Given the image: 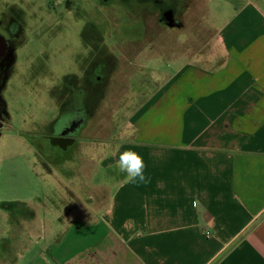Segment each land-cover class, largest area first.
Returning a JSON list of instances; mask_svg holds the SVG:
<instances>
[{
    "label": "crops",
    "instance_id": "1",
    "mask_svg": "<svg viewBox=\"0 0 264 264\" xmlns=\"http://www.w3.org/2000/svg\"><path fill=\"white\" fill-rule=\"evenodd\" d=\"M195 1L204 4L211 49L180 51L177 37L170 52L121 51L125 64L116 70L143 74L154 54L153 70L171 60L168 72L160 70L167 78L138 105L128 129L107 137L113 150L106 160L135 148L151 182L126 184L118 171L115 185H102L104 195L66 216L74 222L59 233L34 210L4 216L17 259L35 255L42 240L40 263L32 256L27 264H264V0H224L222 10L217 0H184L181 26L165 29L183 28L180 16ZM100 104L75 143L81 158L79 144ZM90 139L94 160L98 137Z\"/></svg>",
    "mask_w": 264,
    "mask_h": 264
},
{
    "label": "rangeland",
    "instance_id": "2",
    "mask_svg": "<svg viewBox=\"0 0 264 264\" xmlns=\"http://www.w3.org/2000/svg\"><path fill=\"white\" fill-rule=\"evenodd\" d=\"M76 1H81L82 4L79 11H75L73 5L65 4L63 0H0V7L7 9L9 18L20 19L31 26L33 24L31 30L27 27L23 29L24 34L30 37L34 35L42 40L35 41L34 38L25 42L26 48L21 54L33 58L35 68L25 66L20 71L14 69L12 75H9L10 78L6 79L8 80L6 90L2 96L0 95L7 104L11 124L0 131V264L14 262L27 264L32 256L36 263H40L38 253H43L46 245L39 240L35 255L24 253L17 259V249L9 247L13 241L8 231L11 221L4 219V216L8 214L15 216L19 211L26 209L34 210L41 218L48 217L44 222L49 230L59 233L66 223L74 222L71 219L66 220V216L69 217L77 211L81 204L84 208L90 207L92 202H88L89 199L97 200L104 195L102 185L112 186L117 182L119 170L115 167L116 162L106 160L113 150L110 147L107 148L110 146L108 143L110 140H107V137L114 129L120 132L127 130L126 123L138 109V105L152 95L160 85L153 82L151 74L153 72L162 74L159 82L161 83L167 78L165 72L171 69V60L167 57L163 59L160 67V63L157 62L156 69L153 70L154 54L151 60L145 61L148 67L152 68L144 69L141 72L143 74H139V68L132 70V67H130L132 74L129 76L126 75L128 70L123 72L120 69L117 73V68H122L125 64L120 51H127L130 55L138 50L170 52L174 50L172 43L177 37L180 41L178 43L180 51L211 49L210 44L205 45V43L210 40L212 30L202 23L205 21L204 4L200 1H195L184 11L180 16L183 18L184 26L175 29L176 31L165 29V27L160 29L152 20H149L147 34L152 37L144 39L149 42H125L126 39L132 40L139 35L141 21L139 16L133 19L131 12L125 13L117 4L118 0L114 2L110 0L113 5L108 6L102 5L100 0L98 3L95 0ZM93 1L98 5L92 7L90 2ZM208 2L213 5L216 0H208ZM48 3L51 7H48ZM223 3L224 0H217L220 10L223 9ZM40 17L44 18L45 23L37 26L38 22L34 23L33 20ZM90 17L93 18V25L83 29L85 19ZM109 19L112 21L109 22ZM90 34L95 37L92 41L89 38ZM91 45L96 59L105 63L103 71L110 69L107 70L109 76L115 70L116 76L104 90L103 101L85 129L86 140L79 144L84 151L83 157L81 158L75 150H71L66 155L61 153L43 155L36 150L39 144L45 141L40 137L39 132L43 128V123L51 120L56 111L53 106L55 103L49 99L48 91L45 90L46 85H43V82L49 80L51 76L40 70L41 64L48 63L58 77L63 71L67 72L76 68L75 52H82L81 61L85 66V61H90ZM39 50L46 52L43 53L46 56L45 59H41ZM53 56L57 59L52 58ZM66 62L67 65L64 67ZM79 63L78 59L77 69ZM161 69L165 72L161 73ZM130 94L126 106L115 107L114 102L121 105L119 100ZM91 135L98 137L96 145L99 156L94 160L91 159V154L94 153ZM122 141L124 139L118 142L113 141V143ZM80 164L87 167L84 166L79 171H75L74 169ZM38 220L36 221L41 228ZM58 236L59 234H55L52 237L57 239ZM7 242L10 243L7 244ZM13 243L16 241L14 240ZM45 253L48 254V252Z\"/></svg>",
    "mask_w": 264,
    "mask_h": 264
},
{
    "label": "flooded vegetation",
    "instance_id": "3",
    "mask_svg": "<svg viewBox=\"0 0 264 264\" xmlns=\"http://www.w3.org/2000/svg\"><path fill=\"white\" fill-rule=\"evenodd\" d=\"M69 3L68 5H73L75 11H79L81 1L76 0H63ZM97 3L99 0H95ZM114 2V0H112ZM184 0H118L117 4L123 8L125 13L131 12L133 14V19L135 16H139V21H141L139 35L131 39H126L125 42H140L145 41L146 37L151 39L152 35H148L149 20L154 22V25L158 28L160 27H180L181 22L178 18L180 6H185ZM96 2H90L91 6L94 7L98 5ZM102 5H113L110 0H100ZM48 7H51L48 3ZM7 9L0 7V39L2 37L5 48L2 50V41L0 42V95L6 90V79L10 78L13 70H22L25 66L28 68H35V63L33 58L25 57L21 54L24 50L27 41L35 38V41H42L40 37L32 35L30 37L24 34L23 29L27 27L28 29L33 28L27 22L17 19L9 18V14L6 12ZM39 16V15H37ZM109 18V17H107ZM85 25L82 27L85 29L88 25H93V18L85 19ZM39 26L41 23H45L44 18H36L33 20ZM77 21V20H76ZM112 20L109 19V22ZM172 25H169V24ZM36 25V24H34ZM35 27V26H34ZM34 33V32H32ZM83 35V34H82ZM84 36V35H83ZM89 38L91 41L95 38L90 34ZM44 39V38H42ZM34 41V40H32ZM90 61H85L83 63L82 52H75L76 68L74 70L63 71L56 77L54 69L47 63L41 64V71L46 75L49 74L51 77L49 80L43 82L46 85L48 91V97L53 100L55 105V116L43 123V128L39 132L40 137L45 139L42 141L36 150H42L41 154L51 155V154H65L67 150L72 147V151H77L75 145L78 142L80 135L82 134L84 125L87 123L89 116L93 113L94 108L98 106L103 101V93L107 85L112 81L114 77V71L112 75L107 74V70L104 69V62H100L96 59V55L92 50V45L90 46ZM121 52V51H120ZM46 53L39 50L41 59H45ZM21 54V55H20ZM121 54V53H120ZM50 57V56H47ZM52 58L57 59L56 56ZM86 59L88 58L85 57ZM80 60L79 68L77 69V60ZM108 64H112L108 62ZM67 62L64 64L66 67ZM73 69V68H71ZM21 73H19L20 75ZM55 76V77H54ZM103 80V82L101 81ZM125 84V82H122ZM0 96V131L3 128L10 126L8 108L6 102ZM42 148V149H41ZM78 152V151H77Z\"/></svg>",
    "mask_w": 264,
    "mask_h": 264
},
{
    "label": "clouds",
    "instance_id": "4",
    "mask_svg": "<svg viewBox=\"0 0 264 264\" xmlns=\"http://www.w3.org/2000/svg\"><path fill=\"white\" fill-rule=\"evenodd\" d=\"M153 82L159 83L162 77L153 72L151 74ZM118 159L115 167L124 174V182L134 186H146L151 182L150 175L146 174V165L142 155L131 147L118 149Z\"/></svg>",
    "mask_w": 264,
    "mask_h": 264
},
{
    "label": "water",
    "instance_id": "5",
    "mask_svg": "<svg viewBox=\"0 0 264 264\" xmlns=\"http://www.w3.org/2000/svg\"><path fill=\"white\" fill-rule=\"evenodd\" d=\"M169 25H171V23L169 24ZM2 41V43H1V45H2V50H4V46H5V44H4V41H3V39H2V37H1V39H0V42ZM0 51H1V48H0Z\"/></svg>",
    "mask_w": 264,
    "mask_h": 264
}]
</instances>
